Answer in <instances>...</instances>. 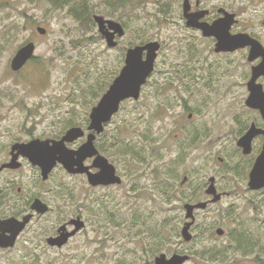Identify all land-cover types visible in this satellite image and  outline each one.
Here are the masks:
<instances>
[{"label": "rangeland", "instance_id": "rangeland-1", "mask_svg": "<svg viewBox=\"0 0 264 264\" xmlns=\"http://www.w3.org/2000/svg\"><path fill=\"white\" fill-rule=\"evenodd\" d=\"M71 3H86L85 20L89 13L93 25L81 26L67 8H54L51 0H0V166L15 143L55 140L74 127L85 131L91 109L124 66L126 50L157 42L154 71L140 99L123 102L99 137L102 155L125 176L124 185L121 190H88L81 177L58 167L47 185L33 190L36 175L25 165L11 178H18L16 186L26 196L42 194L53 210L45 225L33 228L34 233L22 236L12 251L0 254V264H154L160 254L186 255L185 264H264L263 195L245 194L240 176L229 173L231 167L242 168V162L217 149L224 139L209 145L200 139L208 132L220 135L222 124L225 130L233 99L240 94L235 95L238 74L245 63L235 65L239 69L234 74L230 64L235 61L187 42L174 25L176 12L166 11L163 0ZM94 16L121 24L125 34L116 48L107 47ZM37 27L45 35L38 34ZM29 42L35 44L36 60L12 72L11 59ZM225 74L234 76L226 79ZM208 78L209 84H218L212 93L201 85ZM180 82L191 84L187 94L180 93ZM189 123L197 129L198 139L196 147L185 153L180 146L187 140L180 138V128ZM217 156L224 159V166ZM6 177L0 173V183ZM210 177L229 187L235 197L195 211L192 238L185 242L180 236L186 222L183 206L205 200L203 184ZM87 201L97 205L90 207ZM84 203L90 208L87 215L95 211V222L65 247H49L46 238L55 234L58 217L76 214ZM218 229L224 234L217 235Z\"/></svg>", "mask_w": 264, "mask_h": 264}, {"label": "flooded vegetation", "instance_id": "flooded-vegetation-1", "mask_svg": "<svg viewBox=\"0 0 264 264\" xmlns=\"http://www.w3.org/2000/svg\"><path fill=\"white\" fill-rule=\"evenodd\" d=\"M163 3L166 11L172 8L176 12L174 25H176L177 30H180V32L184 34L183 37L187 39V42L205 45L204 49H206L207 53H209L212 48V52L215 55L227 58L233 62L235 61L230 64V70L234 74L236 68L239 69L234 66L240 65L241 62L245 63L244 71L238 74L240 83L237 85L235 95L239 91L240 94L238 99H233L234 109L230 111V116H228L232 117L225 125V130L224 124H222V133L220 135L214 137L212 136L213 132H208L203 134V136H200V139L205 138L206 145L211 144V141L214 139H224L225 141L221 143L217 149L224 153L226 157L234 155L242 162V168L237 170L236 167H231L229 168V173L237 174V178L240 176L241 182L246 184L247 190L245 189V194H262L264 197V187L257 190H251L248 186L252 169L258 158L264 153V0H163ZM169 5L175 7L171 6L169 8ZM165 14L167 13L165 12ZM189 21H191L192 24H189ZM201 26L207 27L208 30L203 31ZM222 40L227 42L228 45L223 46L222 48H217V44ZM217 49L220 50L217 52ZM234 74H225V78L229 79L230 77H233ZM195 81H198V78H195ZM209 81L210 79L208 78L204 83H201V85L205 87V90L212 93L214 92L213 89L218 87V84L217 86H214L212 82L209 84ZM179 86L180 93L183 95L187 94L188 88L192 87L191 84L186 85L181 82L179 83ZM224 86V94L228 96L229 85L226 84ZM232 87L234 86L232 85ZM178 98L179 102L182 103L180 106L184 107V98L180 95ZM187 119L191 122L192 115H188ZM180 130V138L183 137L187 140L180 146L182 151L185 153H187L188 150L192 151L197 145V129L194 125L189 123L187 127H181ZM89 133L90 132L86 131L83 139L73 144H67V147L70 149H77L85 142L86 136ZM101 135H96L94 143L95 148L100 155H102L99 146V137ZM61 136L55 140H59ZM215 153L217 152L215 151ZM216 159L221 166L225 165L222 157L217 156ZM10 162L11 155L9 152V157H7L0 166V168L3 167V169L0 170V173L7 175V177L0 183V235L3 234L4 236H10L14 232V230H10L12 227L24 222L25 224L17 235L14 245L9 248L0 247V254L12 251L17 246L22 236L34 233L35 230H33V228L37 229L38 225H45L46 220L51 216L50 213L53 210L51 203L42 194L35 193L26 196L23 189L16 186L18 178H11L12 175L24 169L25 165L27 167L30 166L36 175L31 188L37 190V185H47L49 183L52 173L56 168H62L61 165L57 164L49 174L48 178L43 180L40 168L33 166L26 158H18L17 162L20 164V167L17 169L6 167ZM92 163L93 159H87L84 162V166L88 167L89 172L92 174L98 173L99 171L97 169L91 168ZM115 175L120 179L119 184L108 186L100 185L96 187H93L88 183L86 174L70 176L81 177L86 183L88 190L108 187L121 190L124 185L125 176L119 174L116 168ZM211 178L214 179L213 185L216 192L214 196L209 195L206 192L210 185L209 179ZM185 179L187 178L185 177ZM215 182L216 179L210 177L208 178V181L203 184L202 191L204 190V194L202 195H204L205 200L202 202L209 205L212 203L211 201L213 198L217 196L219 200L215 203H218L225 198L235 197V192H230L229 187L219 186ZM49 192L50 190H47L46 194L48 195ZM35 200H40L45 204L48 207L47 212L44 214H37L35 211H32L31 206ZM86 203L90 207L97 205L96 201H94L93 204L88 201ZM86 203H84L83 206L81 204L79 211L76 214L61 215L58 217L60 219L59 222L55 224V234H51L46 238V244L48 239L56 238L59 235V231L61 233H71L74 231L75 226L71 225V222L79 220L82 223L83 228L81 231L77 232L75 236L68 239V242L63 246L65 247L76 237L77 234L85 232L87 228L92 225L93 221L95 222L96 213L94 211L93 215H87V210L90 208Z\"/></svg>", "mask_w": 264, "mask_h": 264}, {"label": "water", "instance_id": "water-1", "mask_svg": "<svg viewBox=\"0 0 264 264\" xmlns=\"http://www.w3.org/2000/svg\"><path fill=\"white\" fill-rule=\"evenodd\" d=\"M93 21L97 26V30L104 39L107 47H117V40L122 38L125 34L120 23L112 20L104 19L102 16H94ZM192 24L191 21L188 22ZM202 30H208L207 27L201 26ZM37 33L45 35L46 31L37 27ZM228 43L224 40L217 44V48L227 46ZM160 45L157 42H149L142 46H135L126 50L124 58V66L120 70L118 76L110 84L106 92L102 95L97 104L91 109L89 114V125L87 131L90 132L86 136V140L77 149H70L67 144H73L85 136V132L80 127L68 129L59 140H31L27 143H15L11 147L10 155L11 162L6 167L17 169L20 164L17 162L19 157L26 158L33 166H37L41 170V177L46 180L52 170L61 165L64 171L69 175H87L88 183L93 186H108L119 184L120 179L115 175V168L109 161L99 154L95 148L94 141L96 135L104 132L105 126L111 121L114 115L119 111L121 104L128 100L138 101L141 94L142 87L146 84L147 79L154 70V62L157 58V53ZM220 49H217L218 52ZM35 44L29 42L22 45L15 53L10 61V70L18 73L22 68L34 58ZM87 159H93L91 168L97 169L99 172L92 174L89 168L84 166ZM3 167L0 168V170ZM186 179L183 178L181 184ZM210 185L207 188V194L215 195V188L213 185L214 179H209ZM249 188L257 190L264 187V153L258 158L249 177ZM219 200L218 196L211 201L215 203ZM207 203L201 202L196 204L186 203L183 206L185 211L184 218L186 222L182 226L180 236L185 242L191 240L189 233L195 221V211L203 210ZM31 210L37 214H44L48 207L40 200H35L31 206ZM189 221V222H188ZM25 222L16 224L10 230L14 232L10 236L0 235V247L9 248L14 245L15 239L22 230ZM75 226L71 233H64L59 231L56 238L47 240V244L58 249L62 248L68 239L75 236L81 231L82 223L79 220L71 222ZM65 231V230H63ZM217 235L221 236L223 231L218 229ZM189 260L186 255L174 254L170 258L166 255L160 254L155 257L154 264H185Z\"/></svg>", "mask_w": 264, "mask_h": 264}, {"label": "trees", "instance_id": "trees-1", "mask_svg": "<svg viewBox=\"0 0 264 264\" xmlns=\"http://www.w3.org/2000/svg\"><path fill=\"white\" fill-rule=\"evenodd\" d=\"M28 1L31 2V0H28ZM49 2H50V0H49ZM51 5L54 8H67L69 11V14H71V16L73 17L74 20L79 21L81 23V26L85 22H89L91 25H93V22L89 18V13L86 14L87 19L85 20V13L88 12V11H85V9L87 10V8H88V5H86V3H82L79 6H72L71 0H51ZM34 60H36V59L33 58L31 61H34ZM87 123H88V119H87ZM59 137L60 136H58L57 138H59ZM131 153H132V149L127 154H131ZM123 155H125V154H123ZM137 160H141V159L137 158Z\"/></svg>", "mask_w": 264, "mask_h": 264}]
</instances>
